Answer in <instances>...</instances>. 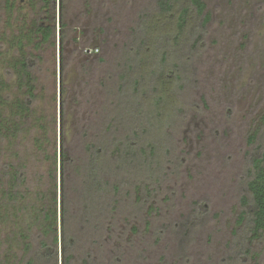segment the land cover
<instances>
[{"label": "rangeland", "instance_id": "374dc122", "mask_svg": "<svg viewBox=\"0 0 264 264\" xmlns=\"http://www.w3.org/2000/svg\"><path fill=\"white\" fill-rule=\"evenodd\" d=\"M202 1L211 16L206 30L191 21L184 47L175 45L167 60L169 68L172 63L181 67L173 83L177 101L173 114L147 128L153 136L164 137L160 160L147 157L151 171L144 164H134L126 188L129 195L117 197L121 198L120 209L115 214L126 218L119 225L120 231L126 229L125 264H264V243L254 244L249 256L231 259L235 256L232 232L243 210L240 198L247 166L264 133L260 119L264 115V0ZM10 2L13 11L7 15L0 0V78L15 92V75L7 72V64L19 54L9 40L31 23L35 8L42 4L41 0ZM55 2L58 30V0ZM157 3L69 0L64 12L68 27L62 77L57 39L55 49L32 53L41 57L33 69L34 110L36 116L45 117L41 123L48 124L47 137L57 153V214L61 103L63 139L71 148L77 146L83 130L90 136L103 130L102 121L131 120L146 125L150 121L147 107L139 106L132 93L147 89L144 85L152 63L161 65L157 48L164 37L157 43L148 37V52V43L139 44L145 24L157 12ZM175 15L174 10L167 22L160 19L157 23L171 31ZM199 34L202 40L195 46ZM85 48H97L98 53L86 55ZM138 49L148 58L143 65L138 63L139 55L133 54ZM142 75L144 81L134 85ZM39 135L42 132L37 128L18 147L32 180L49 166L37 161L41 156L33 138ZM251 136L253 142H249ZM6 231L0 228L1 235ZM113 245L117 247L118 242L113 240Z\"/></svg>", "mask_w": 264, "mask_h": 264}, {"label": "trees", "instance_id": "16d2710c", "mask_svg": "<svg viewBox=\"0 0 264 264\" xmlns=\"http://www.w3.org/2000/svg\"><path fill=\"white\" fill-rule=\"evenodd\" d=\"M68 1L58 0V30L55 26V0H41L42 6L35 8L31 23L24 24L9 40L19 55L7 64V72L12 71L15 75V92L6 80L0 78V228L7 229L0 234V264H125L123 235L126 229L120 231L119 225L126 218L124 214H115L120 209L121 198L118 200L117 197L123 193L129 195L126 188L134 164L137 167L144 164L151 171V161L147 157L151 155L155 162L158 156L160 160L164 137L153 136L147 128L158 126L164 115L173 114L177 102L173 83L181 67L172 63L171 69L167 60L175 45L184 44L191 21L196 20L205 31L211 19L202 0H158L157 12L145 24L144 38L139 44L148 43V37L156 43L164 37L157 48L160 49L161 65L152 63L151 70H147L149 81L144 86L148 93L147 89L140 94L137 90L132 93L135 99L138 97L137 104L147 107L150 112L148 125L131 120L116 124L115 120L106 122L104 119L103 130L92 136L83 130L77 135V146L71 148L63 139L64 103H61L60 130L63 137L60 136L58 152L57 214V153L47 137L48 124L41 123L45 117L35 114L37 96L33 69L35 61L41 57L32 53L55 49L57 39L62 77L68 27L64 12ZM3 4L7 15H11L13 4L10 0H3ZM174 10V29L166 31L165 25H159L157 20L166 21ZM200 34L194 40L195 46L202 40ZM150 45L148 43L145 47L147 52ZM139 51L134 50L133 54L139 55L138 63L143 65L148 58ZM143 78L142 75L133 84L138 86ZM260 119L264 127V115ZM37 128L42 132L33 138L35 150L41 156L37 161L41 164L45 161L49 166L43 175L38 179L34 176L32 180L28 163L18 147L20 140ZM254 139V136L249 137V142ZM5 145L6 153L3 152ZM244 185V194L240 198L243 210L232 232L231 248L235 256L231 259L249 256L254 244L264 243V133L257 153L248 163ZM113 240L118 242L117 247ZM113 247L116 249L114 254L111 252Z\"/></svg>", "mask_w": 264, "mask_h": 264}, {"label": "built area", "instance_id": "2783aa9c", "mask_svg": "<svg viewBox=\"0 0 264 264\" xmlns=\"http://www.w3.org/2000/svg\"><path fill=\"white\" fill-rule=\"evenodd\" d=\"M84 53L86 55H95L98 53V49L97 48H95V49L85 48Z\"/></svg>", "mask_w": 264, "mask_h": 264}, {"label": "water", "instance_id": "95a60500", "mask_svg": "<svg viewBox=\"0 0 264 264\" xmlns=\"http://www.w3.org/2000/svg\"><path fill=\"white\" fill-rule=\"evenodd\" d=\"M59 44V43H58ZM58 50H59V46H58ZM59 53V52H58ZM60 105V104H59Z\"/></svg>", "mask_w": 264, "mask_h": 264}]
</instances>
